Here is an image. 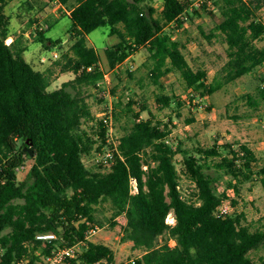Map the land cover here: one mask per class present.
Masks as SVG:
<instances>
[{
	"label": "trees",
	"instance_id": "16d2710c",
	"mask_svg": "<svg viewBox=\"0 0 264 264\" xmlns=\"http://www.w3.org/2000/svg\"><path fill=\"white\" fill-rule=\"evenodd\" d=\"M12 1L0 0V264L29 257L33 264L55 248L85 240L90 229L103 224L98 217L103 203L111 205L113 227L117 219L125 221L121 241L142 251L135 264H264V256H251L264 250V227L255 228L243 211L218 215L225 200H231L232 207L238 203L229 191L239 195L240 186L257 174L258 159L249 146L229 147L227 155L222 151L228 146L190 153L180 142L175 148L167 140L166 125L151 115L141 118L148 108L143 104L135 113L133 100L122 112L118 105L111 110L113 121L126 119L116 149L107 143L108 115L99 122L98 141L83 129L92 119L86 102L89 89L98 88L107 75L100 52L88 43L90 33L109 27L118 37L104 50L109 70L115 71L145 47L149 59L144 67L154 85L164 90L161 79L176 72L194 96L203 98L259 69L264 84V47L257 45L264 40V22L258 17L264 0H211L220 21L210 37H224L228 62L210 83L205 71L189 64L174 32L166 29L174 23L183 25L193 0H161L160 18L156 0H55L69 7L73 25L71 45L54 65L76 75L55 90L49 89L52 67L36 70L24 57L28 47L22 39L6 42L10 29L5 5ZM52 26L38 31L39 41L55 43L45 35ZM260 95L264 98V85ZM247 98L258 105L252 96ZM176 103L167 94L157 96L161 110ZM105 146L115 150L111 167L88 168L84 157L94 149L99 154ZM178 153H183L182 170L175 160ZM21 167L28 169L26 180L20 179ZM212 168L229 177L221 192L209 172ZM182 174L193 184L189 196L181 188ZM171 213L175 225L167 222ZM40 233H54L57 239L45 244L37 240ZM78 262L116 264L111 248L91 240Z\"/></svg>",
	"mask_w": 264,
	"mask_h": 264
},
{
	"label": "rangeland",
	"instance_id": "374dc122",
	"mask_svg": "<svg viewBox=\"0 0 264 264\" xmlns=\"http://www.w3.org/2000/svg\"><path fill=\"white\" fill-rule=\"evenodd\" d=\"M193 2L190 16L184 19L183 25L177 27L174 23L166 29L174 32V38L181 45L189 64L195 70L205 71L206 83H210L228 62V45L220 34L210 37L211 30L220 21L219 11L214 2L212 3L215 8L208 7L207 0H193ZM5 6L10 29L7 44L12 42V37L22 39L24 45L28 47L24 57L36 70L45 71L52 67L53 83L50 90L59 89L64 83L73 80L76 77L73 72H63L61 66L54 65L71 45L69 30L73 22L67 16L69 7L55 0H14ZM154 6L157 8L156 17L160 18L162 1L156 0ZM194 9H198V13H195ZM258 17L264 22V6L259 10ZM49 25L53 26L45 35L55 41L54 44L48 39L42 42L38 39V31H46ZM118 41L117 36L110 34L109 27H101L88 35L89 45L100 52L101 66L107 75L98 88L89 89L86 102L91 109L92 119L84 122L83 129L98 141L100 138L97 133L99 122L104 116L103 112L115 109L117 105V109L122 112L121 109L133 100L135 113L139 112L143 104L148 108L141 112V118L147 119L151 115L155 122L166 125L169 131L167 140L175 148L180 142L183 150H188L190 153L199 148L223 149L222 146H228L222 151L227 155L229 147L238 149L241 145L249 146L258 159L254 167L257 174L251 181L240 186L239 195L231 190L229 197L238 202L232 207L233 210L243 211L248 222L255 228L264 227V174L261 173L264 168V98L260 95V88H263L264 84H261L263 76L261 69L226 84L210 96L196 97L176 72L169 73L161 79L164 90L154 85L148 69L144 67L149 59V52L145 47L135 51L127 62L115 70L116 72L109 70L104 50ZM257 45L264 47V40L257 42ZM161 93L173 97L177 103L161 110L157 105V96ZM248 95L257 101V106L248 100ZM125 122V118L118 122L114 121L112 135L107 136L108 144H118L124 133ZM105 148L109 149L108 146ZM219 159L217 158L216 161ZM84 160L91 169L109 168L107 164L101 163L96 149L84 157ZM175 160L177 168L182 170L183 153H178ZM216 161H212V164ZM209 172L217 180L218 192L223 191L229 177L214 168ZM27 174L28 169L24 167L19 171L20 179L26 180ZM181 188L185 194L191 195L193 184L183 174ZM225 201L231 202V200ZM98 210V217L103 224L99 225L91 241L111 248L115 254L116 264H128L131 260L138 259L142 251L135 249L132 242L121 241L125 221L117 219L119 223L114 227L111 225L113 211L110 203L101 204ZM168 222L170 224L176 222L174 213L168 216ZM35 252L40 254L41 249ZM251 256L258 259L264 256V250L254 251ZM31 259V257L27 258V260Z\"/></svg>",
	"mask_w": 264,
	"mask_h": 264
},
{
	"label": "built area",
	"instance_id": "2783aa9c",
	"mask_svg": "<svg viewBox=\"0 0 264 264\" xmlns=\"http://www.w3.org/2000/svg\"><path fill=\"white\" fill-rule=\"evenodd\" d=\"M252 1H257V0H252ZM207 6L211 8H215L211 0H207ZM8 44H11V42ZM111 110L112 109H110L107 112H103L104 116H102V117H105L106 115H108L106 118H104V124L107 128V136L112 135L111 131L113 130V127H114V121L111 115ZM113 144L116 149V146L118 144L117 145L115 143ZM99 157L101 159V163H105L107 164V166L111 167V165L114 162V158H115V150L111 148L106 149L104 147L103 151L99 153ZM23 168L24 167H21L19 170ZM232 211H233V208H232L231 202L224 201L222 205L218 208V215L225 216L231 213ZM167 222H168V219H167ZM175 223L174 224L169 223V224L175 225ZM98 229L99 227L97 226L95 230L90 229L86 234L85 240H82L73 246L55 248L52 250L50 255L43 257L40 261H36L33 264H79L78 259H79L80 254L82 253L83 246L87 245V241L91 240V238L97 232ZM55 239H57V236L54 233H40L37 235V240H41L45 242V244L46 242H51ZM29 263H30L29 260H25V261H17L14 264H29ZM135 263H136V260L133 259L128 264H135Z\"/></svg>",
	"mask_w": 264,
	"mask_h": 264
},
{
	"label": "crops",
	"instance_id": "0c3cea01",
	"mask_svg": "<svg viewBox=\"0 0 264 264\" xmlns=\"http://www.w3.org/2000/svg\"><path fill=\"white\" fill-rule=\"evenodd\" d=\"M69 12H70V11H69ZM69 12H68V13H69ZM14 39H16V38L12 37V42H13ZM12 42H11V43H12ZM130 58H131V57H130ZM130 58H129V59H130ZM129 59H128V60H129Z\"/></svg>",
	"mask_w": 264,
	"mask_h": 264
}]
</instances>
